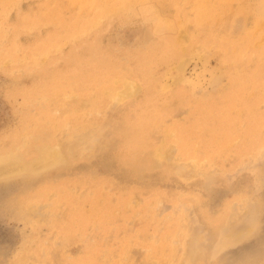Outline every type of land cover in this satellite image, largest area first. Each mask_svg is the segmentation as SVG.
Returning <instances> with one entry per match:
<instances>
[{
	"label": "rangeland",
	"instance_id": "obj_1",
	"mask_svg": "<svg viewBox=\"0 0 264 264\" xmlns=\"http://www.w3.org/2000/svg\"><path fill=\"white\" fill-rule=\"evenodd\" d=\"M0 159V264H264V0H0Z\"/></svg>",
	"mask_w": 264,
	"mask_h": 264
},
{
	"label": "bare ground",
	"instance_id": "obj_2",
	"mask_svg": "<svg viewBox=\"0 0 264 264\" xmlns=\"http://www.w3.org/2000/svg\"><path fill=\"white\" fill-rule=\"evenodd\" d=\"M41 160H45V159H41ZM0 161H1V159H0ZM43 161H41V167H44V166H46V164L43 162ZM46 162V161H45ZM5 172V169L0 165V174L1 173H4Z\"/></svg>",
	"mask_w": 264,
	"mask_h": 264
}]
</instances>
